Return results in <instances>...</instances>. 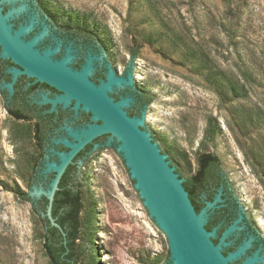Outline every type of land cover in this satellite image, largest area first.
<instances>
[{"label": "rangeland", "instance_id": "1", "mask_svg": "<svg viewBox=\"0 0 264 264\" xmlns=\"http://www.w3.org/2000/svg\"><path fill=\"white\" fill-rule=\"evenodd\" d=\"M59 1L87 13L96 34L99 24L114 33L128 81L131 70L142 65L151 77L140 82L161 81L183 94L169 102L141 94L148 102L133 117L145 120L150 113L153 123L176 128L191 155H178L183 180L197 170L199 155L216 156L236 204L226 237L243 213L237 179L253 206L264 210V0ZM36 2L43 31L46 14L57 25L88 32L68 22L50 0ZM92 52L85 51L81 68ZM95 153L79 160L72 174L81 200L76 264H169L166 237L143 205L121 154ZM37 155L31 125L13 119L0 98V264H51L43 250V224L16 193L27 194ZM32 185L43 186L40 179ZM222 194L220 189L211 207L204 203L206 214ZM217 230H210L213 236ZM248 242L243 239L234 251Z\"/></svg>", "mask_w": 264, "mask_h": 264}, {"label": "water", "instance_id": "2", "mask_svg": "<svg viewBox=\"0 0 264 264\" xmlns=\"http://www.w3.org/2000/svg\"><path fill=\"white\" fill-rule=\"evenodd\" d=\"M33 1L0 0V59H9L21 69L8 70L13 81L18 74H24L60 92L55 99L46 101L51 103L52 109L58 102L68 107L73 101V110L79 108L90 113L93 124L80 129L63 128L70 139L60 138L53 143L62 145L68 151L49 149L51 156L56 158L49 160L48 155L44 157L41 170L43 186L31 184L27 196L32 200L44 197L47 200L45 216L51 226L59 228L51 216V209L61 177L73 164L72 160L79 151L93 139L107 135L105 145L108 147L115 142V148L98 150L95 154L115 150L121 154L143 205L166 237L169 264H231L239 261L250 249L253 239L249 237L246 247L241 246L224 256L222 249L229 246V242H224L225 237L233 230V226H230L213 244L211 239L216 238L214 231H207L205 226L223 200L207 214L205 208L195 211L182 186L184 180L174 172L178 155L187 159L191 157L184 151L176 128L153 123L150 113L145 120L127 116L123 109L136 104L134 97L121 96L114 102L107 92L129 88L131 91L138 90L140 95L167 102L183 94L161 81L152 86L140 82V79L151 77L142 65L131 70L128 81L120 68V44L114 33L99 24L96 34L87 13L59 0H50L68 22L84 27L105 51L99 49L92 52L86 58L84 67L81 68V63L78 69L71 70L69 66L75 56L69 43L63 46V53L58 59L55 57L62 47L58 39L51 38L48 46L39 48L49 35V25L43 31L45 21L34 9ZM99 66L105 69V79L95 85L89 78ZM0 90H7L11 96L12 83L1 84ZM136 105L138 109L141 108L140 104ZM170 163L175 165L170 166ZM237 183L243 206L238 225L242 219H246L264 238V210L253 206L252 195L238 179ZM214 201V198L207 201L205 207H211ZM238 225L235 231L241 229ZM263 249L260 243L250 255L243 256L240 264L263 263Z\"/></svg>", "mask_w": 264, "mask_h": 264}, {"label": "flooded vegetation", "instance_id": "3", "mask_svg": "<svg viewBox=\"0 0 264 264\" xmlns=\"http://www.w3.org/2000/svg\"><path fill=\"white\" fill-rule=\"evenodd\" d=\"M34 1L36 3L35 5H37L36 0ZM34 9L41 14L38 7L34 6ZM45 17L48 18L46 21L49 25V35L39 45V48L48 46L51 43V38L58 39L62 44L60 53H58L55 57L58 59L63 53V46L69 43L71 45V49L74 50L73 55L75 56L71 66H69L71 70L78 69L80 67L87 49L94 52L101 48L98 41L88 32H84L79 28L57 25L46 14ZM57 59L52 58L51 60ZM10 69L21 70L9 59H0V85L12 83V95L9 96L7 90H0V98L4 108L13 119L31 125L34 144L38 152L33 180L31 183L33 184V182H38L40 179L42 184L44 181L41 179L40 170L42 168L45 155L49 156V160L56 158L55 156H51L49 149L53 148L55 151L60 152L68 151L63 148L62 145H55L53 143L54 140L63 136L66 137L67 140L70 139L63 128L65 126L71 129L86 128L88 125L93 124V121H91L90 113L84 112L79 108L77 110H73V101H71L68 107H63V104L58 102L52 109L51 103L46 101L55 99L56 96L61 94L60 92L47 84L38 82L34 78L28 77L24 74H18L13 81L12 74L8 72ZM104 72L105 69L101 66L96 67V71L89 78V81L97 85L100 80L105 79ZM107 94L114 102L118 101L121 96H133L135 103L143 106L141 102L144 101V97L140 95L138 90L131 91L129 88H123L115 90L112 93L107 92ZM136 104L127 109H123L127 116L133 117L139 115L140 110ZM106 139L107 135H103L93 139L89 144H87L75 155L72 160L73 164L67 167L63 176L66 174L72 175L77 166L76 163L79 160H86L94 152H97L98 150H105L107 148L114 149L115 142H111L110 146L107 147L105 145ZM94 146H96V148L93 151ZM35 178L38 180H34ZM220 187L223 191L221 196L223 202L220 204L221 207L215 209V211L210 215V219L205 226L207 231H210L212 228L218 226L216 238L211 239L213 244L218 242L223 231L235 220L236 204L234 203V198L230 192L227 191V184L224 186V184L220 183L218 187L198 189L197 197L195 199L196 206L191 203L195 211L198 212L203 207L205 202L213 200ZM238 226H240L241 229L239 231H235L224 240V242H229V246L222 249V254L224 256L234 251L235 247L240 244L243 239L248 237H251L253 241L251 242L250 249L247 250L244 255H250L257 247H259V237L251 222L246 219H242ZM241 259L231 264H240ZM258 264H264V262Z\"/></svg>", "mask_w": 264, "mask_h": 264}, {"label": "trees", "instance_id": "4", "mask_svg": "<svg viewBox=\"0 0 264 264\" xmlns=\"http://www.w3.org/2000/svg\"><path fill=\"white\" fill-rule=\"evenodd\" d=\"M144 99L148 102L149 98L144 97ZM160 152L164 154L162 151ZM174 165L170 163V166ZM174 172L181 178L178 167L175 168ZM32 180L33 177L29 181V186ZM220 183L225 186L227 181L216 156L204 153L199 155L197 159V170L183 181L182 186L187 192L191 203L195 205L198 189L218 187ZM16 193L22 200L32 205L33 212L43 224V250L49 262L51 264H76L73 243L77 239L81 200L73 176L67 174L62 176L58 184V190L54 194L51 216L59 228L51 226L45 216L47 200L44 197L32 200L19 189Z\"/></svg>", "mask_w": 264, "mask_h": 264}]
</instances>
